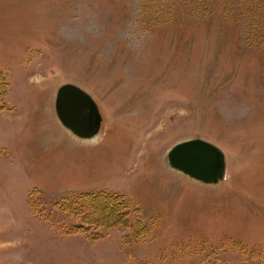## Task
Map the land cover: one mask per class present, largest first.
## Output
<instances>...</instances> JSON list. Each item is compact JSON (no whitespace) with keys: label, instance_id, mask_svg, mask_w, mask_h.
<instances>
[{"label":"rangeland","instance_id":"rangeland-1","mask_svg":"<svg viewBox=\"0 0 264 264\" xmlns=\"http://www.w3.org/2000/svg\"><path fill=\"white\" fill-rule=\"evenodd\" d=\"M0 75V264H264V0H0ZM195 138L217 185L167 164Z\"/></svg>","mask_w":264,"mask_h":264},{"label":"water","instance_id":"water-1","mask_svg":"<svg viewBox=\"0 0 264 264\" xmlns=\"http://www.w3.org/2000/svg\"><path fill=\"white\" fill-rule=\"evenodd\" d=\"M55 113L60 124L75 137L89 140L100 129L101 118L91 97L70 84L61 86L55 98ZM170 169L204 185H216L224 178L222 152L201 139L175 144L167 153Z\"/></svg>","mask_w":264,"mask_h":264},{"label":"trees","instance_id":"trees-1","mask_svg":"<svg viewBox=\"0 0 264 264\" xmlns=\"http://www.w3.org/2000/svg\"><path fill=\"white\" fill-rule=\"evenodd\" d=\"M5 86H6V82H5V80H4V76H2L1 77V75H0V90H1V92H3L4 91V89H5ZM100 194H102V193H96V194H90V193H88L87 195H88V198H86L85 200L87 201L89 198H97V197H101V196H103V195H100ZM117 203H119V202H117ZM119 205L120 206H123L121 203H119Z\"/></svg>","mask_w":264,"mask_h":264}]
</instances>
